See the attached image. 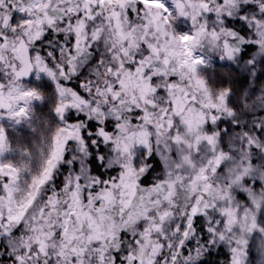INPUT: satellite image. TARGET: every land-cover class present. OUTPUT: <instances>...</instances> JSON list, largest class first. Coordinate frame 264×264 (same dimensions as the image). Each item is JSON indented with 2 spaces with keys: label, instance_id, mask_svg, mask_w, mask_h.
Returning a JSON list of instances; mask_svg holds the SVG:
<instances>
[{
  "label": "clouds",
  "instance_id": "1",
  "mask_svg": "<svg viewBox=\"0 0 264 264\" xmlns=\"http://www.w3.org/2000/svg\"><path fill=\"white\" fill-rule=\"evenodd\" d=\"M160 3L0 0V264H264V0Z\"/></svg>",
  "mask_w": 264,
  "mask_h": 264
},
{
  "label": "snow or ice",
  "instance_id": "2",
  "mask_svg": "<svg viewBox=\"0 0 264 264\" xmlns=\"http://www.w3.org/2000/svg\"><path fill=\"white\" fill-rule=\"evenodd\" d=\"M86 2H87V0H86ZM105 2L111 4V3L114 2V0H98V5L102 7V6L105 4ZM115 2H119V0H115ZM90 3H91L92 5H96V4H97V0H90ZM140 3H141L143 6H147V7H157V8H162V9L165 7L162 3H160V0H140ZM92 10H93V9H92L91 7H89V8L87 9V11L89 12L88 19H92L91 15H90V13H91ZM165 10H166V9H165ZM25 11L28 12V15H31V9H26V8H21V9H20V12H21V13H23V12H25ZM69 11L71 12L72 10L69 9ZM116 15L118 16V14H116ZM45 16H46V18H47L48 23H49V24L52 23V18H51V17H48V16H47V13H45ZM9 23L15 24V18L13 17V18H11V20H10V18H9L8 16L3 17L2 26L5 27V28H7V26L9 25ZM24 23H25V24H31L32 21L26 19V20L24 21ZM38 23H39V22H38ZM13 30H14V29H13ZM189 39H191V37H190V36H187V35L181 37V41H182V42L188 41ZM3 44H4V38H0V47H2ZM149 47H151V46H149ZM165 62H166V61H165ZM194 63H199V61H194ZM20 74H21V73H17L18 76H19ZM149 79H153V78H152V77H149ZM169 87H171V85H170ZM110 91H111V89H110ZM24 95H30V93H24ZM22 113H23V109H21L19 113H16V115H20V114H22ZM221 170H222V167H221ZM2 171H3V170L0 169V172H2ZM205 178H206V177H205ZM45 180H46V177L42 175L41 178H40L39 180H35L34 182L37 184V186H39V185L44 184V183H45ZM4 187H5V189H6V188H7V184H5ZM94 191H95V189H94ZM29 203H30V202H29ZM193 211H195V209H193ZM68 215H69V217H71L72 215H74V213H69ZM88 216L91 217V214L89 213ZM147 218H148L147 216L144 217L145 220H146ZM13 219H16V218H15V217H9V220H13ZM92 219L94 220L95 218L92 217ZM163 219H164V217L161 216V220H163ZM137 226L143 229V223H140V224H138ZM152 227L155 228L156 230H159V227H158L157 225H153ZM65 231H66V229H65ZM144 231H147V229H144ZM121 234L123 235V233H121ZM56 235L59 236V235H61V233L58 232V233H56ZM185 235H186V234H185ZM73 238H75V237H73ZM88 239H89V243H93V240H92L91 234H89ZM100 242H106V240H104L102 236H98V237H97V240H96V243H100ZM38 243H39V242H38ZM139 243H140V241L137 240V241H136V244L139 245ZM32 251H40V252H43L44 249L41 248V247H34V248H32ZM73 251H75V249H73ZM83 251H86V249H82V250H81V253H82ZM129 255H130V254H129ZM130 258L132 259V264H139V262H138L134 257H131V256H130ZM21 259H22L21 257H17V260H18V261L21 260ZM72 259L75 260V257H72ZM100 259L103 260V257L101 256ZM115 259H116V260H119V259H120V257H119V253H116V255H115Z\"/></svg>",
  "mask_w": 264,
  "mask_h": 264
},
{
  "label": "rangeland",
  "instance_id": "3",
  "mask_svg": "<svg viewBox=\"0 0 264 264\" xmlns=\"http://www.w3.org/2000/svg\"><path fill=\"white\" fill-rule=\"evenodd\" d=\"M7 259V257H5Z\"/></svg>",
  "mask_w": 264,
  "mask_h": 264
},
{
  "label": "trees",
  "instance_id": "4",
  "mask_svg": "<svg viewBox=\"0 0 264 264\" xmlns=\"http://www.w3.org/2000/svg\"><path fill=\"white\" fill-rule=\"evenodd\" d=\"M4 259H6V258H4Z\"/></svg>",
  "mask_w": 264,
  "mask_h": 264
}]
</instances>
